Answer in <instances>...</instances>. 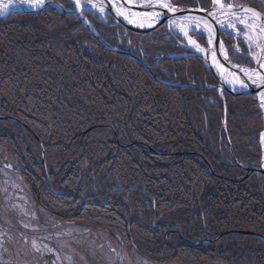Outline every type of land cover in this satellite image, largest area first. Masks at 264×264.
Masks as SVG:
<instances>
[{
    "label": "trees",
    "instance_id": "16d2710c",
    "mask_svg": "<svg viewBox=\"0 0 264 264\" xmlns=\"http://www.w3.org/2000/svg\"><path fill=\"white\" fill-rule=\"evenodd\" d=\"M60 1L64 6L69 2ZM87 15L109 43L136 54L134 45L130 47L125 40L117 42V25L104 24ZM155 32L140 35L148 41L156 35L163 37L162 32ZM91 35L73 14H63L54 7L0 19V114L18 116L37 132L44 144L51 185L86 195L92 207L81 211L82 223L105 230L113 226L109 229L116 234L123 231L118 203L123 191L118 185L132 188L127 194L132 203L154 197L156 207L131 205L136 220L145 227L129 229L132 238L140 236L148 241V232L154 231L156 244H138L151 259L169 258L186 263L189 255L196 262L200 258L227 264H264V241L252 235H228L189 249L173 247L175 240L180 239L176 234L169 235L168 242L159 241V234H166L168 225L180 226V231L195 241L212 240L230 229L250 230L264 236V177L263 181L255 175L246 178L244 169L231 164L228 148L220 140L224 135L222 127H218V114L206 130L213 139L204 133L203 119L201 127L192 126L191 120L198 113L196 101L206 112L215 103L209 104L206 98L219 100L217 91L196 88L194 93V88L161 85L139 63L103 48ZM81 39L95 43L97 51H81ZM149 45L147 50L155 53L157 49ZM147 60L156 75L161 76L159 66L153 65L155 59L149 56ZM163 61L170 64L174 81L216 83L198 58ZM225 98L229 109L228 134L240 142L234 147L235 154L243 163H256L260 152L257 144L249 143V137L253 122L258 126L263 123L249 111H260L257 100L253 96L226 94ZM37 103L46 106L45 113L51 116L48 120L36 112ZM91 127V131L85 132ZM115 136L123 143L142 139L156 147L164 144L179 152L202 154L227 179L209 174L204 161L195 154L171 156L174 168L164 171L162 166L152 164L153 157L144 156L147 152L139 145L121 147ZM0 147L36 172L31 177L21 175L28 193L36 200L39 186L41 191L47 189L40 144L16 122L0 120ZM222 158L226 164L221 163ZM111 176L116 177L114 184L110 182ZM137 183L142 185L135 186ZM98 203L106 206L105 212L93 207ZM115 208L120 213H115ZM39 216L45 220L41 212Z\"/></svg>",
    "mask_w": 264,
    "mask_h": 264
},
{
    "label": "rangeland",
    "instance_id": "374dc122",
    "mask_svg": "<svg viewBox=\"0 0 264 264\" xmlns=\"http://www.w3.org/2000/svg\"><path fill=\"white\" fill-rule=\"evenodd\" d=\"M223 1L226 4L230 3L229 0H223ZM232 1L235 4H246L255 7L264 14V0H232ZM175 4L179 6H188L189 8L190 7L195 8L197 6L211 7L212 5V3L211 5H209V3H207V0H193L190 3H186V4H182V3H175ZM232 22L236 23L235 20H233ZM111 25L116 26V24H111ZM162 25L164 26V31H162V33H164L165 31L169 32L168 31L169 26L167 25V23H164ZM240 29H241L239 31L240 33H243L245 31L244 28H240ZM170 30L176 36L175 37L174 35L171 34L172 36L170 38V43L178 48V51L174 52L177 54L178 58L182 59L181 55H179L182 54L184 58L200 59L199 57L190 55L194 52H192L190 48L184 47L182 45V43L186 44V41L185 38L182 37L183 34L178 29L170 28ZM175 30L176 32H174ZM190 33L191 34H189V36L193 40H195L199 44H202L198 38L199 34L193 31H191ZM115 34L116 35L118 34V30L116 27H115ZM228 36L230 40H232V42L230 43V48L227 49L231 61L233 62L235 61V63L243 66L244 68L253 67L254 63L251 60L247 59L250 56V54L245 41L242 38H236L232 35H228ZM163 37L165 38V36ZM127 44L129 45L130 42L127 41ZM78 45L79 48H82L85 51H91V52L95 51L94 44L92 43L83 45V43L80 42ZM234 45L238 46L239 52L243 53L244 55L236 54V50L233 47ZM205 47H208V44H206ZM136 48L139 51L138 45L136 46ZM172 48L173 47H171L170 45V48L164 49L163 51L168 52L171 51ZM252 51H256L255 47H253ZM154 52L155 53H152L151 51L148 50L146 53L148 54V56H152L155 59L152 61L156 62L159 68L162 69V67L167 62L162 61L161 59L158 61L156 58L159 57L161 54L157 50H155ZM239 61L241 64L239 63ZM202 63L205 69L213 76V74L206 68L204 62ZM139 65H141V63ZM141 66L144 68L143 65ZM144 70L147 72L145 68ZM213 78L215 81H217L214 76ZM195 82L196 81H189L188 79L184 80L183 82L174 81V80L172 81V83L189 84L187 86H181V85L170 86L161 83L160 84L169 88H179V89L194 88L195 90L196 88H199V82H196L198 83V85H195L196 84ZM208 84L209 83H207V85ZM245 95L248 94L246 93ZM254 98L257 100L258 107L260 109L259 112H261L262 114L261 116L264 123V109L260 107L257 96H254ZM19 100L22 101L23 97L19 98ZM153 100L157 104V99L155 95H153ZM213 101L214 99H212L210 96L206 98V102H208L209 104H213ZM45 110H46V106L37 103L36 112L38 113L39 116L42 117L43 120H48V117L50 118L51 116L45 113ZM262 131L264 132V125ZM4 164H8V166H3ZM9 167H12L13 169H9ZM23 170L24 167L20 165L17 167L16 161L14 162L12 159H10L4 153L3 149L0 147V264H153L152 262H149L148 260L140 257L139 255H136L135 253L133 254V257H130L131 259L127 258L126 253L124 254V251L122 252V250L119 251L118 256L114 253L111 254L110 250L106 249L104 240L108 238L111 239L115 238L114 235L112 234L116 232L111 230L115 228L113 226H108L106 230L88 229V231H90L89 233L88 231L86 232L84 231L86 228L81 226V224L64 225V226L61 225V227L54 226L53 229L47 228L51 224L49 221L54 222L55 217H52V215L46 217L43 214L44 211L41 209L40 211L43 214L45 222L44 223L40 222L39 220L40 211H36L35 207H33L34 204L31 201V196L27 191L28 189H26L25 187L26 185L23 181L24 178L22 179L21 176V174L23 175L22 172ZM135 186L137 185L135 184ZM76 211H77L76 209L72 211L73 214H77ZM116 212H118L117 208H115V213ZM70 218H71L70 220H72L73 222L80 223L79 221L81 220L80 217L74 215L71 216ZM103 232L104 233L106 232L107 235H105ZM122 232L123 231H120L117 234H121ZM100 242H102L103 245L100 244ZM116 249L118 252L120 247L117 246ZM122 257L124 258V261L120 263L119 260ZM207 264H224V263L214 261L213 263H207Z\"/></svg>",
    "mask_w": 264,
    "mask_h": 264
},
{
    "label": "bare ground",
    "instance_id": "6f19581e",
    "mask_svg": "<svg viewBox=\"0 0 264 264\" xmlns=\"http://www.w3.org/2000/svg\"><path fill=\"white\" fill-rule=\"evenodd\" d=\"M134 10L138 11L136 9H134ZM144 11H147V9H143V10H141L139 12H144ZM89 20L93 23V26L95 27V29L99 33L98 29L94 25V22L91 19H89ZM114 20H115L114 18L108 19V18L100 17V22H102L104 24H109L110 21L113 22ZM80 23H81V26H83L82 22H80ZM118 23L116 24L118 26V29H119V33L117 34V42L127 39L126 42L129 41L130 42L129 45L131 47L132 45H134V42L136 40L137 44H139V46H138L139 51L137 49V53L136 54L132 53V55H135L138 59H142L146 63V65H148L150 67V69L152 71H153V69H152L151 65L149 64V62H147V59L149 57L148 54L146 53L148 51L147 50V46H146L147 44H150L149 46L151 48H153V49L156 48L157 51L160 52L161 55L156 58L158 61L160 59L163 61L164 59L168 58V59H174V62H175V59L178 58L177 54L174 53L175 51H178V48L170 43V38L172 36L171 33L167 32V31H165L163 33V36H165L166 39L164 37H162V36L159 37L158 35H156V36H154L153 39L148 41V39L145 40L140 35V34L145 35V33L134 32L133 34L129 35L128 34L129 33V29L127 27H125L124 25H121V24H118ZM162 26H159L156 29L157 32H155V33L159 34L160 32L164 31V26H163V28H162ZM84 28H86V27H84ZM86 30L89 33H91L87 28H86ZM91 36H93L95 38V36L93 34ZM100 36H101V34H100ZM134 36H136V38H134ZM101 37H103V36H101ZM95 39L100 43V46H102L103 48L108 50V47L103 46V44L97 39V37ZM104 39L109 43V40L107 38H104ZM81 40H82L83 45L88 44V42L85 41L84 39H81ZM111 45H113V44H111ZM170 45L174 49L172 48L171 51L164 52L163 50L170 48ZM80 49L83 52L85 51L82 48H80ZM94 49H95V52L98 49L96 47L95 43H94ZM123 49H125V48H123ZM85 52H91V51H85ZM253 52H255V51H253ZM179 55H181V57L184 58L182 56V54H179ZM133 61L138 63L135 60H133ZM153 65H158V64L155 62ZM169 65H170L169 63H165V65L162 67V69H160L161 76L156 75V73L153 71L154 75H156L161 80L172 82L173 81L172 80V76L173 75H172V73H171V71L169 69ZM253 67L255 69V64L253 65ZM161 71H164V72H161ZM188 78H191V76H188ZM152 79H154V78H152ZM155 81H157V80H155ZM157 82H159V81H157ZM196 82H198V81H196ZM196 84H198V83H196ZM205 86H207V83H205V81L204 82L203 81H199V88L198 89L208 90V89L205 88ZM213 90L214 89H212L210 91H213ZM194 92H196V90H194ZM186 98L192 99V97H190V96H186ZM214 102H213L214 105H212V107H209L206 110V112H204L200 101H196V107L198 108V113L191 120V122L193 124L192 126L195 129H197L199 126L201 127L200 121L203 119L205 121V127H204L205 130H203V131H204V133H206V135H208L209 137L212 138V135H209L208 131L206 132V130H207V128L211 127L210 124H212V122L214 121L215 115L218 114V116H219V126L218 125L217 126L220 127V129L222 127V129H223V134L222 135H224L223 137L220 138V140L228 148L227 150L229 151V153H230L229 155L231 156V160L229 159L231 164H234L235 166H238V167L244 169L245 172H246V175H244V176L246 178L255 175V176H257V178L259 180L263 181V179H262V177H264L263 173H261V175H260L257 172V170H260V169L264 170V140H262V138H261L262 134H264V132L262 131L263 130V125H261V123H259V126H258L255 123V121H254L253 123L255 125L252 128V131L250 132L251 135L249 137V143L257 144V146H258V149H259V152H260L258 161L256 163H251L250 165L246 164V163H243L242 161L239 160V158L236 156L235 151H234V147L236 146V144H238L239 141L237 139L233 140L231 138L230 134H228L229 132H228V124L227 123H228V116H229L228 112H229V109H228V106L225 104V99H221L219 97V100H216V101L214 100ZM220 110H222L223 113H221ZM249 112H250L249 114H251V115L258 116L260 121H262L261 112L254 111V108H251ZM15 113H17V112L15 111ZM220 113L222 114V116H221ZM11 117H14L15 119H17L19 122H16V124L19 125L23 130H25L27 132V134H30L35 140H37L38 144H40L41 146L44 147L43 141L37 135V132L33 128H31L24 120H22L18 116H11ZM0 120H2V119H0ZM13 122H15V121H13ZM105 126H107L109 129L112 130L111 126H109V125H105ZM91 129H92V127L88 128L87 130H85V132H89V131H91ZM114 140L121 147H130L132 145H139L141 147V149H143V150H145L147 152V153L144 154V156L146 158H149L150 156L153 157V159H152L153 163L152 164L153 165L162 166V169L164 171L172 170V168H174V166L172 164L173 159H172L171 156H186V155H189V154H195L196 156L200 157L204 161L205 167L208 170L209 174H211L212 176H214L216 178L222 179V180H226L227 179L226 175L221 174L220 172L216 171L212 167L213 165L211 164V162L208 161L202 154L193 153V152H190V151H181V152H179L173 147H169V146L165 147L164 144H158L157 147H156L155 145H152V144H150L147 141H144L142 139L130 141L128 143H123V142H121L119 140L118 137L115 136ZM179 146L182 147L184 145L183 144H179ZM5 154L7 155V153H5ZM8 157L11 159L10 156H8ZM15 161H16L18 166L20 165V166L24 167L25 163L20 162L18 160H15ZM221 163L222 164H224V163L226 164L224 158H222ZM45 164H46V162H43V164H42V165H44V169L46 168ZM5 165L8 166V164H5ZM33 172L34 171L32 170L31 173H30V177H31V175H33ZM185 176H187V179L190 178V175H188L187 172L185 173ZM115 181H116V177L115 176H111L110 177V182L112 184H114ZM45 182H46L45 186H47V189L41 191V186H39V190H40L39 195H43V194L45 195L47 192L53 197H60V196L63 195V197L60 200H55L54 201L56 204H60V202L62 200L69 199L72 196H77V197L80 198V201H81V203L79 204L80 207L85 208V209L76 208L80 212L81 211H88L86 209H90V207H92L90 201H88L87 196L86 195H82L80 191H77L76 189H72V190H68V191L57 189V188H54L51 184H49L47 181H45ZM136 185H138V187H139L142 184L141 183L140 184L137 183ZM117 187L119 188L120 191H123V192H121V196H123V198H120V202H118V203H119V207H120V209L122 211L121 212L122 218H120V220H122V222L120 223L121 224V229L123 230L122 234L124 235V237L126 239L123 238V240H121V242H118L119 241L118 239H115V240L111 239V238L105 239L104 240L105 241V245H106L105 247H106V249L110 250L111 254L114 253V249L118 246V247H121L123 249L125 248L124 250L126 252V257L127 258L131 259L130 257H133V254L135 253L136 255H139L140 257L148 260L149 262H152L153 264H182V263L183 264H207V263H213L214 262V261H212L210 259L206 260V261L205 260L201 261L200 258L196 262L194 260V258L193 257L191 258L189 255H187L186 258H185V260H187L186 263H184V262L180 263L177 260H174V259L170 260L169 258H165V259H160V258L151 259L148 256H146L143 253V250L138 246V244L142 245V246H148L149 244L154 245V244H156V242L158 240L156 238V235L154 234V231L148 232L149 234L151 233V238L149 237V241H148V239H146V240L141 239L140 236H137L135 238H132L130 236V234H129V232H130L129 229L130 228H135L136 227V228L141 230V229H144V227H145V225H144V223H142V221L136 220L137 217L132 213L134 211H133L131 205L133 204L135 207H150V208H152V207H156L157 201H156V199L154 197H148L147 200H144L142 202L134 201L132 203L131 195L130 194H129L130 196L127 195L129 193V191H132L131 190L132 188L124 187L122 185H118ZM46 190H48V191H46ZM71 201H73V200H71ZM97 206H98V208H95V209H100L99 212H103V211L105 212L106 206L104 204H99L98 203V204H95V206H93V207H97ZM118 213H120V212L118 211ZM167 227H168V229H167L166 234H159V236L162 237V239L159 240V241L168 242L169 241V235L176 234V235H178L180 237V239H178V240L176 239L175 240V243L173 244V247H177V248H178V246H182V247H185V248L189 249L191 247H197V246H199L201 244H206V243H209V242L213 243L215 241H218L220 238L228 236V235H244V236L252 235L251 233H249L250 230H243V229H232L231 230L230 229L228 231H223L220 234L216 235L214 238H212V240L211 239H200V240H196L195 241V240L190 239L189 237L185 236L183 231H180L181 230L180 226H176V225L170 226V225H168ZM204 227L206 228L207 232L210 235L213 234L212 230L206 225V223H204ZM229 231H232L233 234H231V233L225 234L226 232H229ZM252 232H254V231H252ZM104 234L107 235L106 232ZM252 236L254 237V235H252ZM101 237H102V235H101ZM109 239H111V240H109ZM100 244L103 245L102 242H100ZM211 246H213V244H211ZM217 262H222L224 264H227V263H225L224 261H221V260H217Z\"/></svg>",
    "mask_w": 264,
    "mask_h": 264
},
{
    "label": "snow or ice",
    "instance_id": "6c2138e0",
    "mask_svg": "<svg viewBox=\"0 0 264 264\" xmlns=\"http://www.w3.org/2000/svg\"><path fill=\"white\" fill-rule=\"evenodd\" d=\"M53 2L54 0H0V16L8 15L10 12L21 11L20 6L22 5L40 9L44 8L46 4ZM86 2L91 4L92 0H86ZM211 2L212 10L207 12L206 16L193 14L205 11L203 9H181L173 6L169 0H140L139 3H137V0H106V3H102L99 6V11L103 13L107 8L109 12H114L140 28H153L155 30L157 24L165 22L169 28L178 29L183 34L186 41L185 46L201 53L203 58L208 60V52L189 36V31L196 32L204 36L210 46L211 64L217 69H224V65L217 58V52L219 51L220 56L225 61L228 60V55L223 39L216 36V26H218L222 33L228 31L229 35L242 38L249 49L251 58L257 64L255 69H239L249 83H245L239 76L231 72L228 75L232 76L233 79H225L224 83L233 90L237 88L246 90L249 88V84L261 88L264 86V62H262L264 57L260 55V53H264V17H262L260 12L249 7L234 6L232 4L225 6L222 0H211ZM74 4L77 8H83L81 0H74ZM92 7L95 8L97 5L92 4ZM137 8L152 10L138 12L134 10ZM177 13L183 14L176 15ZM208 17L212 19L209 20ZM221 17H225V19H221ZM233 20L236 23H233ZM238 24L245 29L243 33L237 30ZM233 47L236 50V54L244 55L239 52L238 46L234 45ZM253 47L256 49L255 52L252 51ZM257 98L260 107L264 109V89L258 92ZM261 138L264 140V134H262Z\"/></svg>",
    "mask_w": 264,
    "mask_h": 264
},
{
    "label": "water",
    "instance_id": "95a60500",
    "mask_svg": "<svg viewBox=\"0 0 264 264\" xmlns=\"http://www.w3.org/2000/svg\"><path fill=\"white\" fill-rule=\"evenodd\" d=\"M229 1H230L229 4H232L234 6H242V7L252 8V9L256 10L257 12H260L262 14V17H264L263 13L261 11H259L258 9H256L255 7H252V6H249V5H244V4H235V3H233L232 0H229ZM72 2L74 4V0H72ZM169 2L172 3V5L175 6V7H178V8H181V9H189V8L180 7V6L176 5V4H174L170 0H169ZM102 3H106V0H95V2L93 1L92 4H96L97 5V7H95V8L92 7V4H90L91 6H85L84 5L82 9L81 8H77L76 6H75L74 9L73 8H65L62 4H60L59 2H56V1H54L51 4H46V6H54L59 11H61L63 13L67 12V13L74 14V16H76L77 18H79L81 20L82 25L84 27H86L95 36V38L97 37V39L103 44V46L108 47V50H110V51H113V52H116V53H120V54H123V55L129 57L130 59L137 61L139 64L141 63V65H143L144 68L147 70L148 74L152 78H154L155 80L159 81L161 84L170 85V86H172V85L173 86H176V85L187 86V85H189V84H182V83H172V82H169V81L161 80L156 75H154L153 71L150 69V67L148 65H146V63L142 59H138L135 55H132L131 52H128L125 49L119 48L117 46H112L103 37H101L100 34L95 29V27L93 26V23L88 19V17L85 15V13L86 12H93V11L98 10L99 6ZM20 8H21V11H19V12H10V13H37V12L42 11V9H44L45 7L44 8H40V9H34V8H29L27 6L22 5V6H20ZM143 9H146V8H137L136 10H138V12H139V11H141ZM190 9H203L205 11H203V12H195L193 14L206 16L207 12L212 10V6H211V8H208V9H204V8H200V7H198V8L190 7ZM105 10H107V8ZM148 10L150 11L152 9H147V11ZM107 12H108V14H110L115 19L114 23L117 24L119 22L118 24L124 25L125 27H127L129 30H131L133 32H138V33H147L148 32L149 33L150 31L153 30V28H140V27H137L136 24L129 23L127 20L123 19L121 16L116 15L114 12H109L108 10H107ZM182 14L183 13H177L176 15H182ZM208 19L211 20L212 18L208 17ZM164 23L165 22H161V23L157 24L155 29L157 27H159L160 25L164 24ZM216 36L218 38H222L218 26H216ZM197 44L200 45L201 47H203L206 50V52H208L209 59L208 60L204 59L203 55L201 53L195 52L190 47L186 46V47L190 48L192 52H194L193 54H190V55L199 57L202 60V62H204V64L207 67V69L213 74V76L215 77V79L218 82V84H216V85L214 84V85L205 86L206 89H208V90H212V89L218 90V93L220 94L222 99H224V94L225 93L229 94V95H233V96L246 94V93L250 94V95H253V96H257L258 92L261 91L262 89H264V86H262L261 88H257L256 86L251 85V84H249V88L246 89V90H241V89H238V88L236 90H233L232 88H230L227 84L224 83L225 79H233L232 76L228 75L229 72L234 73L235 75L239 76L240 79L245 81V83H249V82L245 78V76L239 71L238 65H236L235 62L231 61V58L229 56V53H228V50H227L226 46H225V50H226L227 55H228V60L227 61L223 60V58L220 56V53L218 51L217 52V58L220 60V63L224 65V69H217L210 62V46L208 45V47H205L202 44H199V43H197ZM260 55L262 57H264V53H260ZM262 62H264V61H262ZM231 66H237V67H231ZM255 68H257V64L256 63H255ZM195 85H198V84H195ZM221 90H222V92H221ZM0 119H7V120L19 122L14 117L5 116V115H0ZM257 172L260 175H261V173H263V175H264V170H262V169L257 170ZM69 224L75 225L76 223L75 222H70ZM229 233L233 234L232 231L226 232L225 234H229ZM249 233H251L252 235L256 236V238H260L261 240L264 241V236L262 234L257 233V232H252V231H250Z\"/></svg>",
    "mask_w": 264,
    "mask_h": 264
},
{
    "label": "flooded vegetation",
    "instance_id": "af4514ba",
    "mask_svg": "<svg viewBox=\"0 0 264 264\" xmlns=\"http://www.w3.org/2000/svg\"><path fill=\"white\" fill-rule=\"evenodd\" d=\"M230 38H228L227 36H226V40L229 42V43H231L232 41L231 40H229ZM13 161H15L13 158H11ZM21 162V161H20ZM17 167H18V165H17ZM31 171H32V169L27 165V164H25L24 165V170L22 171L23 172V175H25V174H29L30 175V173H31ZM33 174L35 175L36 174V172L34 171L33 172ZM45 174H46V170H45ZM44 174V175H45ZM22 175V174H21ZM22 175V176H23ZM46 176V175H45ZM46 180H47V176H46ZM45 196H47V198H44L43 196H38L37 198H36V200H34L32 197H31V201L33 202V204H34V206L33 207H35V209H36V211H40L41 209L44 211L43 213H45L46 214V217H48V216H50V215H52V217H55V218H65V219H67V218H70L71 216H74V215H76V216H78V217H82V214H81V212L79 211V210H77L76 208H80V203H81V201H80V198L79 197H77V196H72V197H70L69 199H65V200H62L61 202H60V204H56L54 201L55 200H60L62 197H63V195L62 196H60V197H53V196H51L50 194H48V192L45 194ZM71 200H73V201H71ZM37 207H38V209H37ZM77 210L76 212H77V214H73V212L72 211H74V210ZM41 212V211H40ZM67 214H65V213ZM116 233H113L112 235H114V240L115 239H118L119 241L118 242H121V240H123V235L122 234H117V235H115ZM117 242V243H118ZM117 248V247H116ZM121 248V247H120ZM121 250V249H120Z\"/></svg>",
    "mask_w": 264,
    "mask_h": 264
}]
</instances>
